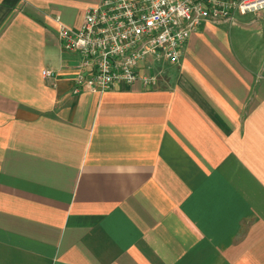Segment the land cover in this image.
Segmentation results:
<instances>
[{
	"label": "crops",
	"instance_id": "0c3cea01",
	"mask_svg": "<svg viewBox=\"0 0 264 264\" xmlns=\"http://www.w3.org/2000/svg\"><path fill=\"white\" fill-rule=\"evenodd\" d=\"M100 1L0 0V264H264V15L75 94L52 18Z\"/></svg>",
	"mask_w": 264,
	"mask_h": 264
},
{
	"label": "built area",
	"instance_id": "2783aa9c",
	"mask_svg": "<svg viewBox=\"0 0 264 264\" xmlns=\"http://www.w3.org/2000/svg\"><path fill=\"white\" fill-rule=\"evenodd\" d=\"M236 12L264 15V0H101L87 8L78 29L59 16L52 21L60 46L80 55L73 93H101L136 81L155 85L156 76L141 66L147 55L177 63L193 32L207 21L232 22ZM41 75L49 81L56 72L44 67Z\"/></svg>",
	"mask_w": 264,
	"mask_h": 264
},
{
	"label": "rangeland",
	"instance_id": "374dc122",
	"mask_svg": "<svg viewBox=\"0 0 264 264\" xmlns=\"http://www.w3.org/2000/svg\"><path fill=\"white\" fill-rule=\"evenodd\" d=\"M256 13H258V12H256ZM251 15H252V14H250V13H249V14L247 13L246 16L236 15V18L239 19V20H240V19H246V17H247V18H250ZM228 30H231V31L233 32V31L236 30V27H232V28H230V29H228ZM262 57H264V56H262ZM148 58H150V57L147 55V56L145 57V59H148Z\"/></svg>",
	"mask_w": 264,
	"mask_h": 264
}]
</instances>
